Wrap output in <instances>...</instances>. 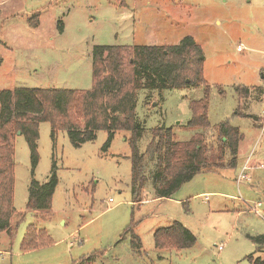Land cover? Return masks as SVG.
Listing matches in <instances>:
<instances>
[{
	"label": "rangeland",
	"instance_id": "obj_1",
	"mask_svg": "<svg viewBox=\"0 0 264 264\" xmlns=\"http://www.w3.org/2000/svg\"><path fill=\"white\" fill-rule=\"evenodd\" d=\"M185 36L202 48L203 82L138 90L134 108L144 131L137 148L146 149L155 127L170 128L178 141L202 131L188 122L190 102L205 98L208 137L222 122L242 136L236 165L199 172L167 198L157 197L147 177L136 195L129 131L108 139L98 130L76 145L65 130L52 138L49 122H40L35 166L17 131L13 208L25 211L31 177L42 184L53 171L57 184L49 212L12 218V236L0 231V264H75L91 253H98L91 264H252L250 255L264 261V245L255 251L251 239L264 234V0H0V89L87 90L94 46H170ZM215 136L208 139L214 146ZM244 166L249 181H238ZM173 221L195 244L155 248L154 232ZM28 225L44 230L50 243L23 250Z\"/></svg>",
	"mask_w": 264,
	"mask_h": 264
},
{
	"label": "trees",
	"instance_id": "obj_2",
	"mask_svg": "<svg viewBox=\"0 0 264 264\" xmlns=\"http://www.w3.org/2000/svg\"><path fill=\"white\" fill-rule=\"evenodd\" d=\"M35 16H38L36 13ZM57 28L62 29L61 21ZM92 85L87 90L65 88L16 87L0 89V231L13 235L12 218L21 220L25 213H47L57 184L52 171L42 184L31 177L24 212L12 206L13 198V138L19 131L24 135L32 165L37 163V138L40 122H49L51 136L65 130L78 145L95 138V132L105 130L110 139L117 130L129 131L132 149L131 187L137 195L150 179L157 197L167 198L192 177L204 171H215L236 165L238 142L242 138L237 128L225 122L215 127V146L206 134L207 100L190 102L191 119L188 126L200 128L187 141L175 139L170 128L155 127L143 152L137 141L144 128L137 120L134 100L140 89L162 90L197 86L203 82L204 56L192 36L183 37L176 45L109 46L97 45L91 51ZM242 91V89H241ZM248 92L245 88L244 93ZM228 150L229 162L225 163ZM16 222V223H17ZM154 247L174 244L182 250L192 247L196 238L178 221L157 229L153 234ZM256 250L264 245V234L251 237ZM47 233L28 225L21 248L29 250L50 243ZM170 246V245H168ZM98 253L82 257L75 264H91ZM252 264H264L260 257H247Z\"/></svg>",
	"mask_w": 264,
	"mask_h": 264
},
{
	"label": "built area",
	"instance_id": "obj_3",
	"mask_svg": "<svg viewBox=\"0 0 264 264\" xmlns=\"http://www.w3.org/2000/svg\"><path fill=\"white\" fill-rule=\"evenodd\" d=\"M237 50L241 51L243 50V48L241 46H237ZM246 169H247L246 166L242 167V169L240 170L238 174L239 175L237 178L238 181H242V180L249 181V176L246 173Z\"/></svg>",
	"mask_w": 264,
	"mask_h": 264
},
{
	"label": "crops",
	"instance_id": "obj_4",
	"mask_svg": "<svg viewBox=\"0 0 264 264\" xmlns=\"http://www.w3.org/2000/svg\"><path fill=\"white\" fill-rule=\"evenodd\" d=\"M40 24V22L38 23V25ZM0 64H1V62H0Z\"/></svg>",
	"mask_w": 264,
	"mask_h": 264
},
{
	"label": "water",
	"instance_id": "obj_5",
	"mask_svg": "<svg viewBox=\"0 0 264 264\" xmlns=\"http://www.w3.org/2000/svg\"><path fill=\"white\" fill-rule=\"evenodd\" d=\"M17 134H19V132H17Z\"/></svg>",
	"mask_w": 264,
	"mask_h": 264
}]
</instances>
